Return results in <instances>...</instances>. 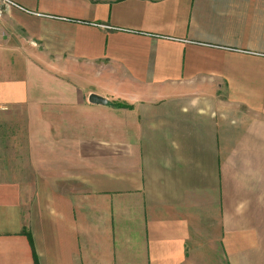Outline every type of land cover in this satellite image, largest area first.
Wrapping results in <instances>:
<instances>
[{
    "label": "crops",
    "instance_id": "obj_1",
    "mask_svg": "<svg viewBox=\"0 0 264 264\" xmlns=\"http://www.w3.org/2000/svg\"><path fill=\"white\" fill-rule=\"evenodd\" d=\"M7 1L0 264H264V0Z\"/></svg>",
    "mask_w": 264,
    "mask_h": 264
},
{
    "label": "rangeland",
    "instance_id": "obj_2",
    "mask_svg": "<svg viewBox=\"0 0 264 264\" xmlns=\"http://www.w3.org/2000/svg\"><path fill=\"white\" fill-rule=\"evenodd\" d=\"M5 27H7V26H5ZM3 31H5V28L2 27L1 23H0V39L3 35ZM4 48H6L7 52H0V76L5 77V79H8V80L27 79V81L29 83H32V86H36V87L44 86L47 88L55 87V86H63V85H67L69 83L73 86H76V87L78 86L80 89H87V88L92 87V85H99V83H100L99 80H95L93 78V74L92 75L86 74V73H88V70L86 68L83 69L86 64L84 62H81V61L79 64V72H80L81 78L79 80L73 79V81H72L68 77V79L59 80L62 83V85H59L58 82H56V84H55L54 82H52V79L39 78L38 76H36V78H32L30 80L29 75L35 73L31 70V67H30V69H28L27 63L18 54L8 53L9 49L13 50L15 48L14 42L12 41L9 46H4L1 49H4ZM82 70H84V71L82 72ZM35 74H37V73H35ZM59 109L60 110H66V109H61V108H59ZM79 115H80V119H81L82 118L81 116H86V113L81 112V108H80ZM200 263L201 264H221L220 260L218 261V258H216V256H213V255H211V256L208 255V256L202 257L200 260Z\"/></svg>",
    "mask_w": 264,
    "mask_h": 264
},
{
    "label": "water",
    "instance_id": "obj_3",
    "mask_svg": "<svg viewBox=\"0 0 264 264\" xmlns=\"http://www.w3.org/2000/svg\"><path fill=\"white\" fill-rule=\"evenodd\" d=\"M88 102L90 104H95V105H102V104H105L106 103L105 100H103V99H101V98H99L97 96H94V95H90L88 97Z\"/></svg>",
    "mask_w": 264,
    "mask_h": 264
},
{
    "label": "built area",
    "instance_id": "obj_4",
    "mask_svg": "<svg viewBox=\"0 0 264 264\" xmlns=\"http://www.w3.org/2000/svg\"><path fill=\"white\" fill-rule=\"evenodd\" d=\"M2 2H4L6 5L11 4L10 2H8L7 0H1Z\"/></svg>",
    "mask_w": 264,
    "mask_h": 264
}]
</instances>
